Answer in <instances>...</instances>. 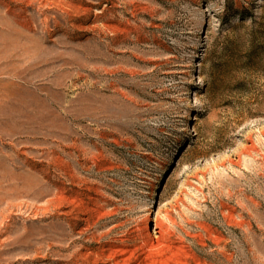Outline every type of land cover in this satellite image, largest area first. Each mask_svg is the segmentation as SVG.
<instances>
[{
  "label": "rangeland",
  "instance_id": "374dc122",
  "mask_svg": "<svg viewBox=\"0 0 264 264\" xmlns=\"http://www.w3.org/2000/svg\"><path fill=\"white\" fill-rule=\"evenodd\" d=\"M145 260L264 264V0H0V264Z\"/></svg>",
  "mask_w": 264,
  "mask_h": 264
},
{
  "label": "bare ground",
  "instance_id": "6f19581e",
  "mask_svg": "<svg viewBox=\"0 0 264 264\" xmlns=\"http://www.w3.org/2000/svg\"><path fill=\"white\" fill-rule=\"evenodd\" d=\"M140 230H141V232H148L149 228L146 225V226L142 227ZM166 234H167V232L161 227L160 232H159V236L152 237V239L148 243H143V245L142 244L141 245L144 246L146 244V246H147L146 248H148V253H150V252L152 253V250H155V249L157 250V249L165 248V246H166V245H164L165 243L160 241V240L165 239ZM145 236H147V235H145ZM130 242H132L130 239H127V238L122 239L116 247L110 249V253H112L114 255H119V259H120L119 261L125 260L127 256H129V257L133 256L138 249V247H137L138 245L133 243V242H132V244H130ZM166 248L169 250V247H166ZM153 252L155 253L156 251H153ZM148 255H150V254H148ZM109 258H110V256H109ZM127 259H128V257H127ZM146 260H147V258H146ZM146 260L142 264H148V262ZM124 262H126V261H124ZM118 263H120V262H118Z\"/></svg>",
  "mask_w": 264,
  "mask_h": 264
}]
</instances>
